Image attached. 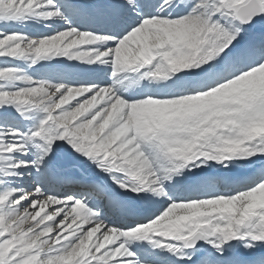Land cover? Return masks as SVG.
Instances as JSON below:
<instances>
[{
    "label": "snow or ice",
    "instance_id": "snow-or-ice-1",
    "mask_svg": "<svg viewBox=\"0 0 264 264\" xmlns=\"http://www.w3.org/2000/svg\"><path fill=\"white\" fill-rule=\"evenodd\" d=\"M0 264H264V0H0Z\"/></svg>",
    "mask_w": 264,
    "mask_h": 264
}]
</instances>
